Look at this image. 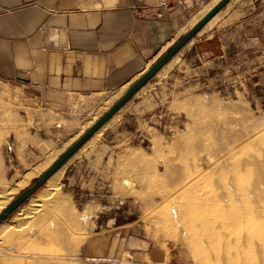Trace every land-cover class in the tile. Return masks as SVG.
I'll return each mask as SVG.
<instances>
[{"label": "rangeland", "instance_id": "obj_1", "mask_svg": "<svg viewBox=\"0 0 264 264\" xmlns=\"http://www.w3.org/2000/svg\"><path fill=\"white\" fill-rule=\"evenodd\" d=\"M241 1L216 27L241 17ZM219 2L196 0L182 33ZM206 36L65 163L56 191L42 194L45 184L6 219L0 264H79L89 238L125 225L151 242L160 264H264V43L227 40L223 57L201 60L195 44ZM119 94L91 95L63 113L0 79V203L33 185ZM210 162L228 163L226 176Z\"/></svg>", "mask_w": 264, "mask_h": 264}, {"label": "crops", "instance_id": "obj_2", "mask_svg": "<svg viewBox=\"0 0 264 264\" xmlns=\"http://www.w3.org/2000/svg\"><path fill=\"white\" fill-rule=\"evenodd\" d=\"M195 1L172 0L168 14L154 19L135 9L153 0H0V79L63 113L91 95L125 94L186 34ZM237 12L228 27L197 41L201 60L223 57L227 40L264 43V0H245ZM126 226L89 238L79 264H160L151 242Z\"/></svg>", "mask_w": 264, "mask_h": 264}, {"label": "water", "instance_id": "obj_3", "mask_svg": "<svg viewBox=\"0 0 264 264\" xmlns=\"http://www.w3.org/2000/svg\"><path fill=\"white\" fill-rule=\"evenodd\" d=\"M231 0L220 1L208 13L200 23L190 29L183 37H181L173 47H171L142 77H140L117 101L116 104L103 115L86 133L70 147L60 158L29 188L25 189L10 205H8L2 213H0V224L4 223L6 219L12 215L19 207H21L28 199L35 195L49 180V178L57 172L77 151L91 138L100 128H102L112 117L120 111L152 78H154L159 71L175 56L177 55L198 33L203 27L218 14Z\"/></svg>", "mask_w": 264, "mask_h": 264}, {"label": "bare ground", "instance_id": "obj_4", "mask_svg": "<svg viewBox=\"0 0 264 264\" xmlns=\"http://www.w3.org/2000/svg\"><path fill=\"white\" fill-rule=\"evenodd\" d=\"M222 1V0H221ZM236 1H241V0H231L227 5H226V8H227V6H229L231 3H233V2H236ZM223 10V9H222ZM222 10L220 11V12H222ZM210 11H212V8H211V5H207V6H204L193 18H192V21H191V24H192V26L193 27H195L198 23H200V21H202V19L204 18L203 17V14H207V13H210ZM218 13V14H216L212 19H210V21H208V23L203 27V29L198 33V37H201V36H204V35H209L211 32H212V30L216 27V25L220 22V20H221V17H222V15H221V13ZM195 14V13H194ZM193 14V15H194ZM201 15H202V19H201ZM206 16V15H205ZM196 36V37H197ZM194 39H195V37L188 43L189 45L190 44H192L193 43V41H194ZM187 44V45H188ZM187 45L184 47V48H186L187 47ZM191 46V45H190ZM183 48V49H184ZM182 49V50H183ZM181 50V51H182ZM180 51V52H181ZM179 52V53H180ZM178 53V54H179ZM177 54V55H178ZM176 57V55L162 68V70L161 71H167V70H169V69H171L173 66H175L174 64H175V58ZM161 71H159L158 72V74H160L161 73ZM170 71V70H169ZM157 74V75H158ZM145 87L146 86H144L136 95H139L141 92L143 93V91L145 90ZM146 91V90H145ZM120 92V91H119ZM118 95H120V94H118ZM118 95H116V97H118ZM115 97V96H114ZM123 97V96H122ZM112 119H110L102 128H100V130H98L97 132H96V134L93 136V137H91L78 151H77V153L75 154V155H78L79 153H81L82 151H84L89 145H91L94 141H95V139H96V137H97V135L99 134V133H101L103 130H105V128L107 127V125L110 123V121H111ZM86 133V131L85 130H81L80 131V133L77 135V136H75V140H78V139H80L84 134ZM74 155V156H75ZM73 156V157H74ZM255 163V162H254ZM249 164V163H248ZM65 165L66 164H64L57 172H55L50 178H49V180L46 182V187L43 189V193L42 194H44L46 191H56L59 187H60V184H58V181H59V179L61 178V176H62V171H63V169H64V167H65ZM227 165H228V163H218V162H210V164H209V168L210 169H213V170H216V171H218V176H219V178L221 179V178H224V176H226V174H227V172L225 173V167H227ZM255 167V166H254ZM259 178H261L260 176H259ZM37 198H39V196H37ZM36 198V199H37ZM6 207V205L5 204H2V203H0V209H4ZM6 224H4V223H2V224H0V235L2 234V233H4L5 232V230H6Z\"/></svg>", "mask_w": 264, "mask_h": 264}, {"label": "built area", "instance_id": "obj_5", "mask_svg": "<svg viewBox=\"0 0 264 264\" xmlns=\"http://www.w3.org/2000/svg\"><path fill=\"white\" fill-rule=\"evenodd\" d=\"M171 0H153L150 5H145L142 9H136L138 15L147 12L154 19H161L169 12Z\"/></svg>", "mask_w": 264, "mask_h": 264}]
</instances>
